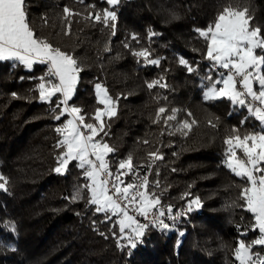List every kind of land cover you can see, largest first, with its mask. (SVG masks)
<instances>
[{
	"label": "trees",
	"instance_id": "trees-1",
	"mask_svg": "<svg viewBox=\"0 0 264 264\" xmlns=\"http://www.w3.org/2000/svg\"><path fill=\"white\" fill-rule=\"evenodd\" d=\"M226 7L247 9L250 26L264 35V0H25L36 36L72 55L81 69L69 107L82 109L85 123H98L93 117L103 105L96 84L116 102V114L104 118V131L95 137L114 149L107 156L110 171H123L119 162L131 155L136 167L122 176L124 184L146 176L143 191L161 202L152 211L179 220L163 221L167 229L146 223L142 242L127 246L121 237L132 233L120 232L121 216L96 212L89 203L87 165L70 161L63 174L54 171L66 151L58 147L63 137L56 129L68 114L60 115V94L40 99L41 77L57 83L49 65L0 60V176L7 180V190L0 189V264H239V242L251 244L260 233L240 198L247 184L226 165L225 141L262 133L264 124L248 111L250 98L241 106L205 96L221 72L207 58L200 31ZM65 8L75 15L65 19ZM105 10L117 19L92 18H103ZM143 49L160 63L134 55ZM154 81L160 83L149 88ZM160 108L166 112L157 122ZM173 110L176 119L166 123ZM184 121L190 129L182 128ZM153 152L162 158L150 157ZM78 190L84 198L73 202ZM251 251L253 259L264 257V245Z\"/></svg>",
	"mask_w": 264,
	"mask_h": 264
},
{
	"label": "snow or ice",
	"instance_id": "snow-or-ice-1",
	"mask_svg": "<svg viewBox=\"0 0 264 264\" xmlns=\"http://www.w3.org/2000/svg\"><path fill=\"white\" fill-rule=\"evenodd\" d=\"M119 0H107L110 5L118 4ZM65 19L75 15L70 9L65 8ZM96 21L108 23L109 20L117 19L114 11L105 10L103 18L99 13L95 14ZM251 17L247 15V9L235 10L226 7L217 17L214 24L207 30L200 31V35L208 42L207 58L215 65L228 70V74L222 80H217L206 93L208 98L224 97L233 104L244 106L248 101V111L264 124V35L261 34L260 27L250 26ZM114 28L115 26L112 25ZM68 30L70 31V25ZM155 35V33H150ZM135 39V37H133ZM259 50V52L257 51ZM134 55L143 57L151 64H159V60H149L151 55L148 49L135 52ZM18 60L28 68L34 63L48 64V76L55 77L58 83L50 80L45 83V77L39 85V96L41 100L51 101V98L60 94L63 99L59 101L57 107L63 105L60 115L68 113L72 118L56 129L63 139L58 142V147L65 148L58 159L59 166L54 169L56 173L63 174L70 161H78L79 167L85 169L84 175L91 183L85 185L91 192L89 203L96 205V212L111 213L119 215L118 221L120 232L130 229L131 233L121 239L127 241V246L135 249L138 242H142V237L147 224L140 223L134 216L128 214L127 206H122L120 200L128 204H134L139 197V205L136 211L140 216L147 218L153 208L160 205L158 197H150L146 191H139V188H147L148 179L143 177L139 185L135 182L124 184L122 176L134 173L135 165L133 157L129 155L126 160L119 162V170L113 173L109 169L108 161L105 159L108 153L114 151L107 143L96 141L95 137L104 131V117L111 118L116 114V102L108 95V91L102 85H96V95L98 102L104 108H98L93 119L98 123H85V117L81 115L82 109L69 107L76 84L79 80L77 60L72 55L53 47L46 39L36 36L28 22L25 11V0H0V60ZM181 64L187 61L181 59ZM188 71H193L189 66ZM223 77L224 74L221 73ZM154 81L148 84L149 88L159 84ZM215 84H222L223 87L217 89ZM239 84V88H238ZM254 84L259 85V90H254ZM162 87L164 85H161ZM258 102L259 106H255ZM175 111L167 117L165 121L176 119ZM166 112L165 108H160L157 116L159 122L161 115ZM60 115L54 118L59 120ZM188 121L182 124L183 129H190ZM83 129L88 130L85 134ZM179 130V129H178ZM234 131H237L234 129ZM225 143L227 149V167L238 177L242 178L247 186L241 190L240 198L244 201V206L254 215L255 228L258 229L259 238L246 245L244 241L239 242L235 250L236 259L239 264H264V257L256 253L253 259L252 248L254 245H264V132L256 134H245L229 136ZM238 152L240 155H238ZM95 157V160L91 157ZM154 159L162 157L156 153H149ZM111 189L109 188L110 179ZM0 189H6L7 180L0 176ZM111 192V194H109ZM82 193L78 190L72 197L73 202L83 199ZM199 205L197 198L193 201ZM191 210V205H189ZM171 211V209H169ZM165 215L163 210H159V216ZM109 218H111L109 216ZM153 223L167 229L165 224L154 215ZM15 230V229H13ZM125 245H121L123 248Z\"/></svg>",
	"mask_w": 264,
	"mask_h": 264
},
{
	"label": "built area",
	"instance_id": "built-area-1",
	"mask_svg": "<svg viewBox=\"0 0 264 264\" xmlns=\"http://www.w3.org/2000/svg\"><path fill=\"white\" fill-rule=\"evenodd\" d=\"M213 67H214V69H216L217 71H219L221 73L228 74V70L227 69H223V68L219 67L218 65H215L214 63H213ZM239 87L240 86L238 84V88ZM255 106H257V107L259 106L258 102H256V105ZM109 179H110L109 187L111 189V181L113 180V178H109ZM134 182L137 185H139L140 182H141V178H138L137 180L135 179ZM138 190L139 191H143V188H139ZM119 202L122 204V206H125L126 205L127 206V211L132 216H134L142 224H146V223H149V222H153L154 215L156 217H158L160 220H163V221L168 222V223H171L173 220H179V216L178 217H177V215L176 216H173V215H171V214H169L167 212L165 213L164 216L160 217L159 216V213L156 212V211L150 212L149 215H148V217L147 218H144V217L140 216L139 213L136 211L135 203L134 204H128L126 201H123V200H120Z\"/></svg>",
	"mask_w": 264,
	"mask_h": 264
},
{
	"label": "rangeland",
	"instance_id": "rangeland-1",
	"mask_svg": "<svg viewBox=\"0 0 264 264\" xmlns=\"http://www.w3.org/2000/svg\"><path fill=\"white\" fill-rule=\"evenodd\" d=\"M205 31V30H204ZM258 52H259V50H257ZM227 76V74H224V76L222 77L221 76V74L217 77V80H222L224 77H226ZM216 80V81H217ZM79 81V80H78ZM57 83H58V80H57ZM78 83V82H77ZM77 85V84H76ZM97 85V84H96ZM96 85H95V93H96ZM100 85H102V84H100ZM103 86V85H102ZM104 87V86H103ZM212 87V86H211ZM211 87H209L208 89H206L205 90V96H206V93L209 91V89L211 88ZM215 87L217 88V89H219V88H221V87H223V85L222 84H215ZM105 88V87H104ZM254 90H256V87H255V84H254ZM109 95V94H108ZM97 96V95H96ZM207 97V96H206ZM98 98V97H97ZM208 98V97H207ZM217 98H221V97H217ZM103 108H104V105H103ZM66 114H68V113H66ZM105 117H107V116H105ZM104 117V118H105ZM72 117L68 114V117H67V119H66V121H65V123L67 122V120L68 119H71ZM64 123V124H65ZM82 131H84V129L82 128ZM85 132V134H86V131H84ZM88 132V131H87ZM109 155V153L106 155V157H105V159L107 160V156ZM91 159H93V160H95V157L93 156V157H91ZM227 161V160H226ZM226 165H227V163H226ZM90 183H91V181H90ZM110 188V187H109ZM109 194H111V192L109 193ZM177 217H178V215H177ZM120 219H121V217H120ZM260 236V235H259ZM259 238V237H258Z\"/></svg>",
	"mask_w": 264,
	"mask_h": 264
}]
</instances>
